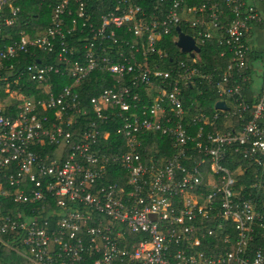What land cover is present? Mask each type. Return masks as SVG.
Listing matches in <instances>:
<instances>
[{
	"label": "built area",
	"instance_id": "obj_1",
	"mask_svg": "<svg viewBox=\"0 0 264 264\" xmlns=\"http://www.w3.org/2000/svg\"><path fill=\"white\" fill-rule=\"evenodd\" d=\"M20 1L0 0V246L26 264H264V56L260 77L247 64L264 0H220L225 26L215 0H50L44 31L9 41ZM206 41L225 70L199 65Z\"/></svg>",
	"mask_w": 264,
	"mask_h": 264
},
{
	"label": "trees",
	"instance_id": "obj_2",
	"mask_svg": "<svg viewBox=\"0 0 264 264\" xmlns=\"http://www.w3.org/2000/svg\"><path fill=\"white\" fill-rule=\"evenodd\" d=\"M190 2L191 4L202 3L201 0H191ZM48 3H50V0H21L20 2H18V6L21 9L18 24L13 28L7 29L5 32L3 31V36L7 37L9 41H14L18 39V35L20 32H25L31 37L42 33L49 22V11L47 9ZM151 3L153 5L155 4L154 1H151ZM215 3L218 7V25L225 26L226 23L232 19L231 10L227 8L224 3L220 0H215L211 4ZM91 4L95 5L96 3L92 2ZM103 12H105V10L102 8V11H100L99 13ZM181 29L184 30L185 26L181 25ZM74 38L78 39L80 38V36L76 35ZM164 41L168 42V49H172V47L174 48V46L170 45V38H165ZM199 48V65L206 73L214 74L216 73L217 69L225 70L229 65L230 55L226 54L224 57H219V54L223 50V48L217 46L215 41H206L203 44H199ZM263 56V53H256L254 51V53H251L247 57V64H250L252 61H261ZM23 57L24 58L21 60V64L17 66V68L23 67L24 64H32L33 62H35L34 59L29 57L28 55H24ZM37 57L42 59V57H44V54H37ZM55 81H57L59 85L66 84V80H62L60 78H56ZM108 83L109 82L104 81V79H102L100 76H97L96 79L92 78L90 84H84L80 89L81 98L83 102L85 103L91 97L96 96L99 91ZM247 87L250 88L249 85ZM200 90L202 91V95H198L195 90H189V92L185 94L184 103L188 105L192 100L196 99L198 103L206 105V98L212 97L213 91L207 89L205 84L200 85ZM54 92L56 94L57 90ZM88 122V120H84L83 122H81L82 126L85 127L86 123ZM46 151L47 150H44V152ZM251 173H253V170L251 171ZM0 262L3 264H26L25 261L21 260L19 257H17L2 246H0Z\"/></svg>",
	"mask_w": 264,
	"mask_h": 264
},
{
	"label": "crops",
	"instance_id": "obj_3",
	"mask_svg": "<svg viewBox=\"0 0 264 264\" xmlns=\"http://www.w3.org/2000/svg\"><path fill=\"white\" fill-rule=\"evenodd\" d=\"M261 9L263 10L264 12V7H261ZM264 36V26H261L260 28H255L254 30H252L251 32V38H250V43H251V48L253 50L252 53H254L255 50L259 51L260 53H263L264 55V42H263V39L262 37ZM257 62H260L259 61H252L249 66L251 67L250 68V72L253 73V75L257 76V77H260L261 75V70L260 72L258 73V67H257ZM259 79H254L255 82H257Z\"/></svg>",
	"mask_w": 264,
	"mask_h": 264
},
{
	"label": "water",
	"instance_id": "obj_4",
	"mask_svg": "<svg viewBox=\"0 0 264 264\" xmlns=\"http://www.w3.org/2000/svg\"><path fill=\"white\" fill-rule=\"evenodd\" d=\"M178 33V40L176 42V46L182 50L184 53H190L191 51L199 52V49L195 46L194 40L190 36L183 35L180 32V29H176ZM190 57H193V54H190ZM216 108L224 109V104L222 102L217 103L215 105Z\"/></svg>",
	"mask_w": 264,
	"mask_h": 264
},
{
	"label": "rangeland",
	"instance_id": "obj_5",
	"mask_svg": "<svg viewBox=\"0 0 264 264\" xmlns=\"http://www.w3.org/2000/svg\"><path fill=\"white\" fill-rule=\"evenodd\" d=\"M262 39H263V42H264V36L262 37ZM249 42V41H248ZM249 44H250V46H251V43L249 42ZM263 51H264V49H263ZM255 52L256 53H260L259 51H257V50H255ZM181 57L182 58H184V57H186V55H181ZM257 67H258V73L260 72V70H262V62L260 61V62H257ZM212 107H214L213 105H212Z\"/></svg>",
	"mask_w": 264,
	"mask_h": 264
}]
</instances>
